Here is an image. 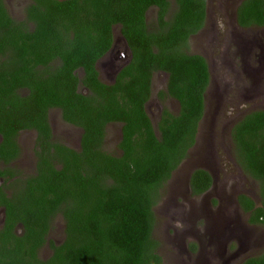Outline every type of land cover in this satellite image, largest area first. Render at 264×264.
<instances>
[{
  "label": "trees",
  "instance_id": "trees-1",
  "mask_svg": "<svg viewBox=\"0 0 264 264\" xmlns=\"http://www.w3.org/2000/svg\"><path fill=\"white\" fill-rule=\"evenodd\" d=\"M206 1L175 0L173 8L170 0H34L29 18L35 28L15 36L4 32L8 20L0 4V40L17 44V53L0 64V134L11 145L19 129L49 131L53 106L64 108L66 121L79 127L83 121L85 132L83 154H67L62 170L46 160L49 169L27 180L12 199L0 192L6 211L0 264H164L153 237L154 207L159 190L194 146L204 116L208 67L184 48L204 27ZM151 9L157 11L152 22ZM239 21L263 26L264 0L246 1ZM115 27L133 59L111 85L98 79L95 63L112 47ZM81 68L82 81L75 73ZM157 72L169 76L167 93L180 103L178 114L164 112L158 136L145 112ZM79 83L90 96L76 92ZM21 88L28 93L18 94ZM113 123L122 126L117 155L104 148ZM233 137L239 165L260 184L263 206L255 209L243 196L239 201L252 212L250 223L264 225V112L236 125ZM1 154L10 161L7 151ZM211 181L198 170L191 180L194 194ZM58 215L66 227L60 244L48 240ZM19 224L20 235L14 233ZM47 244L52 254L44 260L39 254ZM244 264H264V254Z\"/></svg>",
  "mask_w": 264,
  "mask_h": 264
},
{
  "label": "flooded vegetation",
  "instance_id": "flooded-vegetation-1",
  "mask_svg": "<svg viewBox=\"0 0 264 264\" xmlns=\"http://www.w3.org/2000/svg\"><path fill=\"white\" fill-rule=\"evenodd\" d=\"M246 1L207 0L204 27L191 36L184 48L189 55L205 59L209 81L204 95V116L198 125L195 144L165 183L170 186L171 192L167 200L160 202L163 205L162 217L178 222L176 227L167 230L176 253L169 254L168 261L163 260L164 264H244L248 259L264 254V225L250 223L252 212L245 211L239 201L240 197H247L254 202L255 209L262 207L260 184L246 175L239 165L233 137L236 125L252 114L264 112V25L240 24L239 10ZM0 4L8 20L6 27L0 25V32L5 27L4 32L10 31L15 36L25 29L35 28L29 18L34 0H0ZM151 12L157 20V11L151 9L147 14L148 21ZM5 16H2L3 19ZM2 45H7L9 49L0 51V64L17 53L12 49L16 43L0 40V47ZM189 48L194 53H190ZM132 59L128 42L121 36L119 27H115L112 47L95 63L98 79L104 84H114ZM57 63L53 61L49 64ZM75 73L81 81L84 80L83 68ZM161 75L164 76L162 82L159 80ZM168 79L169 76L163 72L154 75L151 98L145 105V112L157 136V125L164 112L173 113L174 103L177 104V111L173 114L180 111V103L167 93ZM76 92L86 97L91 95L81 83ZM25 93L28 90H18V94ZM153 104L158 108L157 113L151 110ZM63 110L57 106L48 108L49 131L35 127L19 129L12 137L11 145L0 134V192L3 196L12 199L15 191L23 187L27 180L39 176L40 170L49 169L43 164L46 160L62 170L60 162L67 154L71 151L83 154L84 122L80 121L79 127L66 121ZM121 129L122 126L115 123L108 124L106 129V138L115 134L117 148L123 139ZM3 151L11 155L6 156L9 162L1 159ZM23 161L27 167L21 165ZM195 164L206 168L202 170L212 179L210 187L201 194H194L191 185L192 177L198 170L190 172L191 175L187 172L188 167ZM242 179L253 182L255 186L250 187L253 188L251 191L246 190ZM159 201L154 207L155 216ZM4 211V207L0 208V230L5 225ZM58 217L63 220L61 215ZM157 226L158 220L153 231L154 238ZM65 228L63 221V239ZM22 229L19 224L14 233L20 235ZM51 230L52 227L49 234ZM49 234L48 240H51ZM44 248L52 254L48 244ZM44 248L40 257H43ZM159 250L158 254L163 259L164 255ZM252 251L257 252L251 256Z\"/></svg>",
  "mask_w": 264,
  "mask_h": 264
},
{
  "label": "rangeland",
  "instance_id": "rangeland-1",
  "mask_svg": "<svg viewBox=\"0 0 264 264\" xmlns=\"http://www.w3.org/2000/svg\"><path fill=\"white\" fill-rule=\"evenodd\" d=\"M171 3H172V6L174 8V4H173V0H170ZM217 1V0H216ZM172 8V9H173ZM149 17H150V22L152 21H155L156 20V17L154 16V14L151 12L149 14ZM189 52L190 53H194V51H192L190 48H189ZM164 79V76L161 75V77L159 78V80L162 82ZM172 106H175V108H172V112L175 113L177 111V104H173ZM151 110L153 113H157L158 112V108L153 104L151 106ZM111 131V129H110ZM106 144V145H105ZM105 150L109 153H112V154H120L118 148H117V142L115 141V134L112 133L111 135H108V137L106 138V143H105ZM21 165H23L24 167H27V164L23 161L21 163ZM242 181L245 183V188L246 190H252L253 188H250V187H254L255 185H253V182H251L249 180V182H245V179ZM241 182V181H240ZM242 183V182H241ZM161 198H159V203L162 202V200H167V197L170 195V192H171V188L168 184L164 185L162 188H161ZM163 205L161 206V203L158 205V207L156 208V222L158 220V226L156 227L155 229V240H157L160 244V252L164 255L163 256V260L165 262L168 261V256L169 254H171L172 256V253H176V250L173 249V246L174 244H171V241L172 239H169V234H167V230L170 228V227H176V225L178 224V222H176L175 220H171L169 218H163ZM175 219V217H173ZM63 220L61 217H58L56 218L54 221H53V225H52V230H51V233L49 234V237L52 241H54L55 243H60L63 239ZM167 236V237H166ZM253 242V240H252ZM254 252H257V251H252L250 253L251 256L255 255ZM178 254V253H177ZM51 255V252L50 250L44 248L43 252H42V256L41 258H49Z\"/></svg>",
  "mask_w": 264,
  "mask_h": 264
},
{
  "label": "water",
  "instance_id": "water-1",
  "mask_svg": "<svg viewBox=\"0 0 264 264\" xmlns=\"http://www.w3.org/2000/svg\"><path fill=\"white\" fill-rule=\"evenodd\" d=\"M126 43V42H125ZM127 44V43H126ZM191 169V170H190ZM206 170V168H204L203 166H199V165H193V166H191V167H188V170H187V172H188V174H190V172L192 173V172H194V170ZM191 175V174H190ZM5 212V211H4Z\"/></svg>",
  "mask_w": 264,
  "mask_h": 264
}]
</instances>
